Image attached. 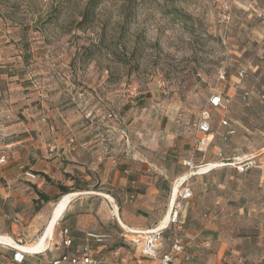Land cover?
I'll list each match as a JSON object with an SVG mask.
<instances>
[{
    "label": "rangeland",
    "instance_id": "1",
    "mask_svg": "<svg viewBox=\"0 0 264 264\" xmlns=\"http://www.w3.org/2000/svg\"><path fill=\"white\" fill-rule=\"evenodd\" d=\"M260 8L261 0H237L233 21L220 31L211 0H0V130L15 133L12 121H4L10 117H39L46 125L57 121L61 130L99 133L104 151L130 148L164 157L170 150L179 181L190 176L189 159L192 171L203 172L220 152L254 158L246 172L213 169L231 176V218L220 214L221 231L202 241L211 248L220 238L247 240L264 214ZM214 94L221 106L211 103ZM206 114L212 139L199 131ZM68 195L57 198L48 214ZM240 198L249 207L241 213ZM40 208L39 199L25 209L31 217L17 233L0 236V264L13 263L16 250L7 240L24 237L29 249L45 234L52 221L39 224ZM33 252L25 254L29 263L39 256Z\"/></svg>",
    "mask_w": 264,
    "mask_h": 264
},
{
    "label": "crops",
    "instance_id": "2",
    "mask_svg": "<svg viewBox=\"0 0 264 264\" xmlns=\"http://www.w3.org/2000/svg\"><path fill=\"white\" fill-rule=\"evenodd\" d=\"M248 15L253 16L251 12ZM39 119L26 122L20 116L10 117L4 121H12L15 133L9 136L0 130V236L17 233L25 219L31 217L25 209H33L39 199V224L51 222L56 206L51 215L48 212L55 200L69 194L45 251L30 263L25 257L24 264H49L62 254L80 252L85 246H90L95 256L107 259L108 264L116 259V250L134 259L140 247L126 240L124 230H148L167 217L179 179L174 155L170 150L165 151L164 157L153 152L137 154L130 148L104 151L97 132L72 127L61 130L57 121L50 120L46 125ZM196 174L201 176L191 185L193 196L185 201L181 213L184 224L179 230L192 260L182 259L175 264H264V214L258 215L260 227L248 232L247 240L220 238L211 248L205 246L203 237L221 231L220 214L229 212L228 219L231 218L227 203L232 200L228 192L233 182L225 168ZM182 180L183 176L179 182ZM60 186L69 191L64 193ZM245 202V198L238 200L240 213L249 209ZM65 228L72 239L70 246L63 244ZM90 233L108 234L110 240L97 242L89 237ZM173 235V228L165 230L161 253L169 250ZM252 238H256V245Z\"/></svg>",
    "mask_w": 264,
    "mask_h": 264
},
{
    "label": "built area",
    "instance_id": "3",
    "mask_svg": "<svg viewBox=\"0 0 264 264\" xmlns=\"http://www.w3.org/2000/svg\"><path fill=\"white\" fill-rule=\"evenodd\" d=\"M211 2L216 6L217 23L220 27V31H223V29L227 28L233 21L234 7L237 3V0H211ZM250 7L252 8L253 4H251ZM255 14L259 18H264V0H261V8L256 10ZM225 75L226 69L222 68L220 71V77L225 78ZM241 75H244L243 72H241ZM210 101L214 106L222 105V98L219 94H214ZM207 118L208 115L206 114L204 119L199 123V131L207 134L208 139H212L214 137V133L212 132L211 125ZM224 123L228 124L226 120H224ZM229 133H234V130L230 129ZM253 159L254 158L240 159L225 157L223 153L220 152L218 159L215 162H212L213 167L205 173H208L218 167L227 166H234L239 172H246L254 166L255 161ZM184 163L189 167L191 171L189 174L191 176L199 172L192 171L196 167L193 160L189 159ZM208 164L211 163H207L206 165ZM176 183L178 185V190L175 197L170 202L169 212L163 222L148 230H128V233L131 234V237H128L127 234L124 235L130 244L140 247L139 254L131 260L128 254L122 253L120 250H116V259L112 262V264H175V262L182 259L185 260V262H190L192 260V256L186 253V244L185 241L180 237L179 230L184 224V221L181 219V213L185 209V201L191 199L193 196V190L188 183V178L182 180L180 182V186L179 179L176 181ZM168 228H173L174 235L169 250L165 253H161V242L164 232ZM62 235L63 244L65 246H70L72 244V239L69 236V230L67 228L63 229ZM89 237L93 238L97 242L110 240V235L108 234L90 233ZM10 245H12V247H14L16 250L12 259L13 263L10 264H24L25 254L31 253L20 250L19 248V246L26 245L25 240L23 238H14V244ZM44 251L45 249H42L33 253L41 254ZM108 263L109 261L107 259L95 256L90 246H85L80 252L74 254H62L49 262V264Z\"/></svg>",
    "mask_w": 264,
    "mask_h": 264
},
{
    "label": "bare ground",
    "instance_id": "4",
    "mask_svg": "<svg viewBox=\"0 0 264 264\" xmlns=\"http://www.w3.org/2000/svg\"><path fill=\"white\" fill-rule=\"evenodd\" d=\"M212 167H213V163L208 164L206 166H203L201 168H203L202 171H203V173H205L208 170H210ZM199 173H200V171H199ZM177 190H178V185L176 184V186H175V188L173 190L174 191L173 195H176ZM67 204H68V199L67 198L63 199L61 201V203L56 206L54 219L52 220V222L48 226L45 234L37 242H35L33 245H31L29 247V249L27 248V244H26V245H23V246H19L20 250H23L25 252H33V251L35 252V251L42 250L41 248L45 245V243H47V239L52 236L50 234H51V232H52V230L54 228L55 221L60 217L62 211L66 208ZM6 244H8V245L14 244V240L9 239V240L6 241Z\"/></svg>",
    "mask_w": 264,
    "mask_h": 264
},
{
    "label": "trees",
    "instance_id": "5",
    "mask_svg": "<svg viewBox=\"0 0 264 264\" xmlns=\"http://www.w3.org/2000/svg\"><path fill=\"white\" fill-rule=\"evenodd\" d=\"M60 187H61V189H62V191H63L64 193H67V192L69 191V188H67V187H65V186H60ZM41 197L44 198V199H48V197L45 196L44 194H41Z\"/></svg>",
    "mask_w": 264,
    "mask_h": 264
}]
</instances>
